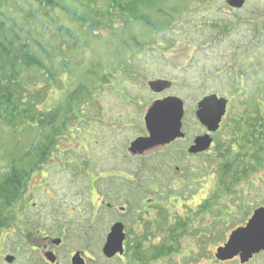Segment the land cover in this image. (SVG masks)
Segmentation results:
<instances>
[{
	"label": "rangeland",
	"instance_id": "1",
	"mask_svg": "<svg viewBox=\"0 0 264 264\" xmlns=\"http://www.w3.org/2000/svg\"><path fill=\"white\" fill-rule=\"evenodd\" d=\"M205 1L207 2L167 0L163 8L170 15L173 14V19L170 23H165L163 32L144 38L146 45L136 49L137 52L131 55L124 52L119 58H114L113 52L116 49L109 45L111 43H106L108 33L102 31L103 38L100 42L90 44L84 48L81 56L73 58L68 70L70 77L67 78L65 73L59 74L58 79L61 80L59 81L61 86L57 88L59 90L54 88L46 90V82L42 78H36L31 82V86L38 83L39 88L43 87L42 90H38L45 94L39 109L47 112L61 108V104L68 98L69 91L77 86L74 85L76 82L89 81V78L83 80V75H89L91 72L99 79L97 82L94 81V77L90 78L95 94L92 106L80 109L88 110V118H91L90 127L84 123L86 122L84 116H81L83 112L77 111L67 123V127L53 137L49 157L36 167L34 175L25 184L21 197L12 208H9L10 212L6 214L8 223L17 222L18 231L28 228L27 214L24 215L22 211L27 206V212H30L32 205L28 196L34 192L37 198L32 202L38 204V210L49 207L55 200L63 210L69 211V214L73 213L70 217L72 223L77 227L86 228L89 177L94 178L95 189L97 186L102 193V189L105 188L103 185L110 181L109 176L105 174L107 172L109 174L112 169L114 170L112 175L120 177L119 173L123 170H130L136 166L155 169L162 167L170 169L171 173L174 166L182 168L183 158L180 156L185 143L181 141L170 148H165L164 151L159 147L155 149L157 151L160 149V152L155 150L141 153L131 151L130 154L127 152L131 142L146 134L144 117L157 101L175 97L183 102L187 113V126L190 128L188 135L192 137L190 131L193 129V132H196L193 108L203 97L218 95L230 99L232 103L229 107L230 112L235 114L238 110L241 112L235 108L239 102L236 95L238 88L239 92L241 87H256L252 95L256 98L264 96L263 89H259L263 87L261 77L264 72V28L261 27L264 24V0H244L245 7L241 9H231L227 5V0H211L214 1L215 8L206 6ZM132 56H138L141 64L137 60L134 61ZM126 58L131 62L129 71L126 74L119 73L118 66L122 64L124 67L126 61L123 60ZM56 67L59 69L60 64ZM161 80L171 82L173 85L169 90L154 94L148 88V83ZM251 104L264 109V105L252 99L248 102V107L245 106V110H252ZM232 132L225 128L223 137L215 138L220 143L222 154L228 151L229 142H232ZM36 133V129H29L27 124L21 126L16 122L8 126L7 121L0 118V176L7 171L13 157L25 152L34 143ZM253 146L251 144L255 150ZM168 151L179 156L178 160L173 161L166 153ZM233 155L235 153L231 154V158ZM239 158L244 160L241 155ZM225 160L223 157L216 158L213 150L212 153L203 156L201 161L196 159L192 163L201 162L207 167H219ZM170 161L172 163H169ZM245 162L249 163L247 165L251 163L257 166L253 170L252 165L247 166L252 170L255 182L263 181L264 163L259 162L257 165L253 159H247ZM100 172L104 173L105 179L103 175H99ZM155 177L151 174L149 178ZM115 178L112 181H116ZM38 184L46 187L39 188ZM38 189L44 192L41 194ZM40 197L42 198L38 199ZM95 225L97 232L95 242L99 247L103 239L98 233L104 230V226L101 221L95 222ZM68 240L82 241L80 238ZM18 241L17 237L8 238L2 234L0 249L7 247L11 250ZM23 252L25 251H19V264H23ZM174 261L175 264H239L219 262L210 254L187 255L186 251L175 255ZM248 264H264V257L255 258Z\"/></svg>",
	"mask_w": 264,
	"mask_h": 264
},
{
	"label": "flooded vegetation",
	"instance_id": "2",
	"mask_svg": "<svg viewBox=\"0 0 264 264\" xmlns=\"http://www.w3.org/2000/svg\"><path fill=\"white\" fill-rule=\"evenodd\" d=\"M254 88L241 87L239 92L237 89L239 102L235 108L241 112L238 110L231 114V100L227 98L226 112L218 130L210 134L212 143L208 151H195L196 140L208 133V128L197 115L199 102L193 108L196 132L193 129L190 131L192 137L188 135L190 128L184 110L181 127L183 137L156 146L164 151L180 141L184 142L180 156L183 158L182 168L174 166L171 173L170 169L162 167L155 169L136 166L123 170L119 173L120 177L113 176L112 169L109 174H105L110 181L103 185L105 188L102 193L97 186L95 189L94 178L89 177L86 228L72 223L70 217L73 213L63 210L55 200L49 207L38 210V204L32 202L37 197L34 192L30 193L28 199L32 208L29 207V213L27 206L22 211L24 215L27 214L28 228L18 231V223L10 221L0 230L1 237L4 234V237H17L19 240L11 250L7 247L0 249V264H19L21 250L25 251L23 264H175L174 256L184 251L187 255L197 253L215 257L219 250L226 248L235 232L245 229L254 214L264 209V180L255 182L252 176L254 168L251 170L242 166L244 161L240 159L230 168L207 167L205 163L192 162L196 159L201 161L203 156L215 150L218 143L215 138L223 137L225 128L234 131L237 137L234 147L239 153L238 139L243 134L240 129L245 127L246 117L255 116L252 110H248V113L245 111L246 104L253 99L264 105V96L256 98L252 95L256 91ZM259 89L264 91V87ZM258 109L260 117L264 116L262 109ZM230 115L232 125L228 122ZM252 124L262 126L259 120ZM147 136L146 132L142 137ZM127 152L130 154L129 148ZM166 153L173 161L179 158L169 151ZM151 174L156 177L149 178ZM99 175L105 179L103 172ZM114 178L117 182L112 181ZM37 186L40 188L45 185ZM40 192L42 194L44 191ZM97 221L103 222L104 226V230L98 233L103 239L99 247L95 242ZM115 228L122 236L121 250L106 253L105 244ZM68 238H80L82 241H71ZM261 256L264 257V251L254 254L248 263ZM227 262L240 264V259L237 256Z\"/></svg>",
	"mask_w": 264,
	"mask_h": 264
},
{
	"label": "trees",
	"instance_id": "3",
	"mask_svg": "<svg viewBox=\"0 0 264 264\" xmlns=\"http://www.w3.org/2000/svg\"><path fill=\"white\" fill-rule=\"evenodd\" d=\"M166 1L0 0V118L6 120L8 126L17 122L37 131L34 143L25 152L13 157L7 171L0 176V229L8 223L9 208L21 197L36 167L49 157L53 137L67 127L77 111L83 112L81 116H84V123L90 127L88 110L80 109L91 107L95 97L93 81H90L94 77L91 72L82 77L83 80L89 78L88 82L74 84L77 86L69 91L61 108L47 112L39 109L45 94L38 90L43 87L39 88L38 83L31 86V82L42 78L45 79L46 90L59 88V74L65 73L69 78L68 70L73 58L81 56L84 48L90 44L100 42L102 31L108 33L106 43H111L109 45L116 49L114 58H119L124 52L130 55L137 52L136 49L146 45L144 38L163 32L165 23L173 19V14L170 15L163 8ZM210 2L205 1V5L213 7L214 1ZM261 27L264 28V24ZM137 57L132 56L134 61L141 64ZM127 58L123 60L126 61L124 67L122 64L118 66L119 73L126 74L129 71L131 62ZM57 64H60L59 69ZM262 77L264 87V72ZM95 80L99 81L97 77H94ZM252 105L256 117H246L245 127L240 129L243 134L238 139L239 153L234 147L237 137L233 130L232 142H229L226 154H222L220 143H217L216 158L226 159L219 166H235L240 155L244 158L242 166L257 167L251 163L247 165V159L255 160L257 165L259 162L264 163V116L260 117L259 109ZM248 110L245 111L248 113ZM232 120L230 118L228 121L231 125ZM258 120L262 122L261 127L252 124ZM251 144L255 150L248 149ZM233 153L235 155L231 158Z\"/></svg>",
	"mask_w": 264,
	"mask_h": 264
},
{
	"label": "water",
	"instance_id": "4",
	"mask_svg": "<svg viewBox=\"0 0 264 264\" xmlns=\"http://www.w3.org/2000/svg\"><path fill=\"white\" fill-rule=\"evenodd\" d=\"M227 4L233 9H241L244 0H228ZM153 92H161L170 88V83L157 81L149 83ZM227 101L218 99L215 95L207 96L198 104V118L208 128L210 133L218 130L222 117L225 114ZM183 117V104L174 97L166 98L152 104L148 110L144 122L149 133L148 138H141L131 144V151L139 153L152 148L170 143L176 138H182L181 120ZM209 135L200 137L195 142V151L204 152L211 146ZM194 151V152H195ZM122 236L118 229H113L104 247V252L114 253L121 250ZM264 251V209L257 211L249 221L245 229L235 232L225 249L219 250L215 255L218 261L225 262L239 257L240 263L245 264L252 259L254 254Z\"/></svg>",
	"mask_w": 264,
	"mask_h": 264
}]
</instances>
